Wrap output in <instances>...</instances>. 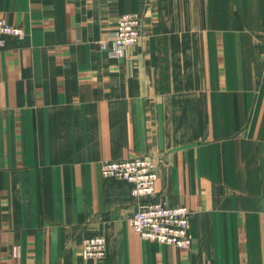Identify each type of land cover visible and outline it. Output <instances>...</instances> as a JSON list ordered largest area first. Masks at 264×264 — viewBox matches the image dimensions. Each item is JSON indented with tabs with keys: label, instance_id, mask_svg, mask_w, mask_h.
I'll list each match as a JSON object with an SVG mask.
<instances>
[{
	"label": "crops",
	"instance_id": "0c3cea01",
	"mask_svg": "<svg viewBox=\"0 0 264 264\" xmlns=\"http://www.w3.org/2000/svg\"><path fill=\"white\" fill-rule=\"evenodd\" d=\"M148 31L124 59L119 16ZM0 264H264V0H0ZM190 210L189 249L141 241L127 183ZM101 236V261L82 241Z\"/></svg>",
	"mask_w": 264,
	"mask_h": 264
},
{
	"label": "built area",
	"instance_id": "2783aa9c",
	"mask_svg": "<svg viewBox=\"0 0 264 264\" xmlns=\"http://www.w3.org/2000/svg\"><path fill=\"white\" fill-rule=\"evenodd\" d=\"M147 33L137 13L123 14L106 38L98 42V47L106 51L110 59L118 62ZM0 36L22 39L25 34L21 27L10 25L0 18ZM2 46L3 41L0 40ZM155 167L154 162L143 157L104 161L100 165V175L104 179L120 180L129 185L134 210L128 224L141 241L189 249L192 242L189 226L191 212L185 206H167L155 201ZM105 254L106 242L103 237H88L82 241L84 260L101 261Z\"/></svg>",
	"mask_w": 264,
	"mask_h": 264
},
{
	"label": "rangeland",
	"instance_id": "374dc122",
	"mask_svg": "<svg viewBox=\"0 0 264 264\" xmlns=\"http://www.w3.org/2000/svg\"><path fill=\"white\" fill-rule=\"evenodd\" d=\"M143 158H145V157H143Z\"/></svg>",
	"mask_w": 264,
	"mask_h": 264
}]
</instances>
